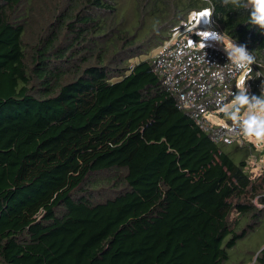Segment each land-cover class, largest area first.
<instances>
[{"label":"trees","instance_id":"trees-1","mask_svg":"<svg viewBox=\"0 0 264 264\" xmlns=\"http://www.w3.org/2000/svg\"><path fill=\"white\" fill-rule=\"evenodd\" d=\"M246 5L0 0V264H227L264 218V166L252 143L213 142L140 57L208 8L253 57L235 99L263 96Z\"/></svg>","mask_w":264,"mask_h":264},{"label":"built area","instance_id":"built-area-1","mask_svg":"<svg viewBox=\"0 0 264 264\" xmlns=\"http://www.w3.org/2000/svg\"><path fill=\"white\" fill-rule=\"evenodd\" d=\"M172 40V38H171ZM168 40L152 55L153 71L167 91L177 97L179 107L194 123L210 134L215 143L245 144L240 124L216 125L221 108L235 99L241 74L239 66L226 55L209 48H195L185 37Z\"/></svg>","mask_w":264,"mask_h":264},{"label":"rangeland","instance_id":"rangeland-1","mask_svg":"<svg viewBox=\"0 0 264 264\" xmlns=\"http://www.w3.org/2000/svg\"><path fill=\"white\" fill-rule=\"evenodd\" d=\"M38 0H35L37 2ZM205 13L207 15H205ZM184 27H180L172 35V41L178 37H185L195 48L203 49L209 48L216 50L232 61H234L240 68L241 74L238 78V86L243 87L245 92L248 88L245 86L244 76L250 70V65L246 64L244 67H241L239 63L233 58L232 51L234 46L233 42L224 38L220 33H218L212 25L210 18V10L208 8H203L197 13H192L187 18V21L183 24ZM197 37V41L193 40L192 36ZM158 50V47L147 53V56L142 55L140 60L144 58H149L155 54ZM262 93L264 94V82L260 87ZM264 96V95H263ZM236 99L232 100L230 103L225 104L222 108V112H230L234 105H236ZM232 120L239 122L242 128V138L246 143H252L254 149L253 153L249 155L248 167L251 169L254 175L260 173L262 167L264 166V138H257L253 135H248L245 132L244 121L247 119L249 114V108L246 107L241 114L239 111H234L232 113ZM212 122L216 125H224L227 123L225 119H220L217 115L212 118ZM230 152L231 149L226 150ZM245 149H242L240 152L243 153ZM263 156H258V154ZM264 249V218H262L252 231L248 232L244 238L239 240L236 245L228 250V261L227 264H249L253 256H256L261 250Z\"/></svg>","mask_w":264,"mask_h":264},{"label":"clouds","instance_id":"clouds-1","mask_svg":"<svg viewBox=\"0 0 264 264\" xmlns=\"http://www.w3.org/2000/svg\"><path fill=\"white\" fill-rule=\"evenodd\" d=\"M232 2L238 4L239 0ZM246 6L250 7V22L264 29V0H247ZM231 55L241 67L253 61V57L243 46H234ZM236 102L249 108V114L244 121L245 132L257 138H264V96L249 98L247 94L241 93L236 97Z\"/></svg>","mask_w":264,"mask_h":264},{"label":"snow or ice","instance_id":"snow-or-ice-1","mask_svg":"<svg viewBox=\"0 0 264 264\" xmlns=\"http://www.w3.org/2000/svg\"><path fill=\"white\" fill-rule=\"evenodd\" d=\"M205 15H207V14L205 13Z\"/></svg>","mask_w":264,"mask_h":264}]
</instances>
